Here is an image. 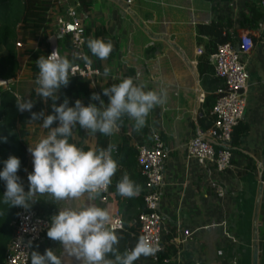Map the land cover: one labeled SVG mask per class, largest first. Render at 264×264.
Here are the masks:
<instances>
[{
    "label": "crops",
    "instance_id": "crops-1",
    "mask_svg": "<svg viewBox=\"0 0 264 264\" xmlns=\"http://www.w3.org/2000/svg\"><path fill=\"white\" fill-rule=\"evenodd\" d=\"M67 3L51 0L37 40L21 46L16 44L21 39L15 41L19 68L9 86L22 99L35 85L39 72L33 67L38 58H33V53L23 55L26 46L47 56L49 38L56 36L60 55L69 59V48L56 26V16ZM73 3L90 38L94 29L101 26L114 45L106 60L90 53L101 73L89 83L88 98L80 94L85 106H99V101L91 99L92 94L98 93L102 99L103 88L126 77H132L136 83L145 82L146 90L163 89L167 93L166 104L150 112L143 129L137 131L134 121L125 116V126L120 124L115 134L109 136L111 144L127 142L135 147L137 142H147L153 132H158L167 150L160 202L165 227L162 248L172 243L177 252L163 259L141 256L134 264H253L254 242L257 264H264V0H91L87 10L83 8L84 1ZM244 33L253 40V47L240 54L249 73L246 108L232 133L231 166L209 174L187 157L186 145L197 123H210L212 101L205 99L222 84V79L214 75L210 60L209 70L200 65L204 68L201 73L198 60L209 49L216 48L220 38L238 42ZM17 37L21 35L17 33ZM198 47L203 49L202 53H197ZM4 49L0 45V52ZM201 92L205 94L202 102ZM42 123H29L31 145L47 135L49 130L42 128ZM87 132L90 140H85V144L95 148V134ZM118 168L124 172L125 166ZM214 182L222 193L217 192ZM110 192L106 203L99 201L95 205L106 208L110 214L118 209L124 223L134 222L143 203L140 193L117 200ZM68 202V206H79L88 203V197L85 194L75 204ZM58 212L59 209L49 210L50 219ZM184 230L191 231V237L175 243L174 238H182ZM48 248L61 257L62 264H77L58 241L47 237L46 231L34 242L32 251L44 254Z\"/></svg>",
    "mask_w": 264,
    "mask_h": 264
},
{
    "label": "clouds",
    "instance_id": "clouds-1",
    "mask_svg": "<svg viewBox=\"0 0 264 264\" xmlns=\"http://www.w3.org/2000/svg\"><path fill=\"white\" fill-rule=\"evenodd\" d=\"M87 47L92 56L106 60L114 45L110 39L89 38ZM74 59L91 63L86 54H78ZM72 65L73 61L60 55L58 49L47 56L40 55L36 60L39 72L35 79L38 86L35 91L45 102L52 101L53 114L32 112L34 102L31 99L17 101L20 112H31L28 122L42 119L41 127L49 131L28 147L33 158V171L27 176V192L17 175L20 159L10 155L4 161L0 180L5 182V204L28 208L33 197L44 194L55 201H77L85 194L88 200L97 199L112 183L118 170V163L112 155L117 146L110 143L106 148L84 150L69 142L73 129L79 125L90 133L111 136L127 116L134 121L135 129L140 131L146 126L150 112L167 102L165 90H146L145 82L136 83L132 77H126L103 88V94L108 97L107 103L100 98V94L93 93L91 99L99 101V106L95 103L85 106L78 99L70 107L67 98L57 106L59 89L68 86L70 77L75 75H70ZM104 71L107 75L109 69ZM56 122L58 126L52 127ZM0 139L7 142L6 137ZM116 190L120 196L132 198L142 189L125 173L117 181ZM111 220L112 216L106 208L88 203L79 206L70 204L59 208L58 214L52 216L47 237L58 241L77 264H134L141 256L155 255L159 250L148 237L141 235L133 248L121 253L118 249L120 237L113 230ZM27 246L31 247V242ZM30 259L31 264H62L61 257L51 248L46 249L44 254L32 251Z\"/></svg>",
    "mask_w": 264,
    "mask_h": 264
},
{
    "label": "built area",
    "instance_id": "built-area-1",
    "mask_svg": "<svg viewBox=\"0 0 264 264\" xmlns=\"http://www.w3.org/2000/svg\"><path fill=\"white\" fill-rule=\"evenodd\" d=\"M75 0H58L59 4L68 2L63 11L56 16L57 32L61 36H68L71 47L69 48V60L73 61L70 78H81L94 82L100 69L93 63L90 51L87 47L89 34L85 25L77 15ZM131 2V0H127ZM21 46L22 43L17 41ZM253 47V40L249 34H241L238 42L224 41L216 46V50L209 55L213 65L214 75L222 79L215 92L217 98L213 103L209 114L210 123L203 126L195 125L194 133L186 145V155L193 158L198 165L209 174L223 172L231 166L232 151L231 139L234 127L243 117L247 103L248 70L241 60V53L248 52ZM197 53H202L201 47ZM78 54H86L91 63L74 59ZM12 78H0V86L7 87L17 97L18 95L9 86ZM204 92L199 95V100L204 101ZM138 169L144 177L142 192V207L135 221L138 223L137 237L144 235L150 239L158 251L152 257H156L162 248V240L165 232L163 216L160 212L162 186L165 175V160L167 150L158 132L151 134L147 142H137ZM113 155V153H112ZM217 192L222 193L221 187L214 182ZM111 195L110 185L104 190L98 201L106 203ZM111 225L113 230L124 227L123 217L118 209L111 213ZM51 223L50 217L37 208L19 207L16 218L13 221V235L5 250L4 264H30V253L35 241L39 240L48 230ZM182 238H174L175 243L186 241L191 237V231L184 230ZM31 242V247L27 245Z\"/></svg>",
    "mask_w": 264,
    "mask_h": 264
},
{
    "label": "trees",
    "instance_id": "trees-1",
    "mask_svg": "<svg viewBox=\"0 0 264 264\" xmlns=\"http://www.w3.org/2000/svg\"><path fill=\"white\" fill-rule=\"evenodd\" d=\"M84 1L83 8L88 9V5L91 0ZM51 5V0H0V45H4L5 49L0 52V77L3 79L15 78L19 68L17 61V53L14 48L16 39L22 44L32 40L35 41L39 38L42 29L45 26L46 13ZM214 24H212L213 26ZM203 29V27H202ZM87 32V29H86ZM17 33L21 35L17 37ZM107 31L104 27L98 26L93 31L92 38H103L105 41ZM65 43L68 48L71 47L68 36H65ZM228 38H220V42L227 41ZM230 41V40H228ZM219 42V43H220ZM216 48L209 49L203 54L199 60V71L202 73L204 70L201 64L206 65V69H210L207 64L209 63V55L213 53ZM90 51V50H89ZM23 55L32 54L33 58H39L41 55L40 50H34L32 46H26L22 51ZM91 53V52H90ZM97 58V57H96ZM98 59V58H97ZM34 69H37L33 65ZM39 70V69H37ZM38 86L35 84L31 87L27 99H31L34 102L32 112L39 113L44 111L46 115L53 114L52 101L49 99L45 102L40 96L36 94L35 89ZM217 88V87H216ZM215 89L206 97V101L209 99L212 101V105L217 98ZM13 90V88H12ZM83 93L86 98L89 96V81L81 78H70L68 86H62L57 95L59 99L56 101L57 106L67 98L69 106H74L76 100L80 99V94ZM102 99L105 103L108 102V97L102 92ZM212 107V106H211ZM31 119V112H20L17 108V97L15 94L6 88L0 87V137H6L7 142L0 139V171L4 168V161L8 157L15 156L20 159L21 166L17 175L22 178L33 171V168L29 167V152L28 147L31 145L30 141V128L29 120ZM43 121L42 119H40ZM125 120L122 119L121 126H125ZM58 126V122L54 123L52 127ZM207 126V125H205ZM75 134L76 137H73ZM73 134L69 139L70 143L76 144L78 147L88 150L90 149L85 144L86 138H88V132L77 125L73 129ZM95 134V148H106L110 144L109 136H105L100 133ZM113 158L117 161L118 167L122 164L125 166L124 172L118 168L116 174L112 178L110 184V190L114 193L117 200H120L122 196L117 193L116 183L127 173L130 178H134L135 182L141 186L140 200L142 201V192L144 185V177L140 173L137 164V150L134 146L127 145V142H123L116 145ZM123 173V174H122ZM140 181L142 184H140ZM5 192V182L0 180V264H4L5 250L8 242L13 235V221L16 218L18 207L10 206L3 202V194ZM50 206V205H49ZM50 210H57L55 205L50 206ZM41 211V210H40ZM42 213H46V210H42ZM137 218V216H136ZM116 234L120 237L118 249L121 253L125 250L133 248L138 240V223L134 221L130 224L124 223L122 229H115ZM177 252V248L172 244H167L164 248L157 253L158 259L169 258L174 256ZM112 258V257H109ZM136 262V261H135ZM134 262V263H135Z\"/></svg>",
    "mask_w": 264,
    "mask_h": 264
},
{
    "label": "rangeland",
    "instance_id": "rangeland-1",
    "mask_svg": "<svg viewBox=\"0 0 264 264\" xmlns=\"http://www.w3.org/2000/svg\"><path fill=\"white\" fill-rule=\"evenodd\" d=\"M89 34V33H88ZM89 38H90V35H89ZM61 39H65V36L61 37ZM34 84V83H33ZM33 84L31 86H33ZM30 91V90H29ZM28 91V93H29ZM16 93V91H15ZM27 93V94H28ZM17 97V96H16ZM24 99H27L24 98ZM22 99V97H17V101L18 100H24ZM36 138V136H35ZM38 140L35 139V142ZM87 141H89L90 139L89 138H86ZM34 142V143H35ZM29 157H30V160H29V167L30 168H33V158L31 156V154L29 153ZM27 176L28 175H25L24 177L21 178V182L23 184V187H24V190L27 192L28 189H29V182H28V179H27ZM77 201H74V204L76 203ZM32 203L30 206H33L35 208H37L39 211L41 210H46V214L49 216V210H50V206H53V204H56V208L59 209V208H62V207H65V206H68L69 202L68 201H55L53 199V197H51L50 195L48 194H44V195H36L35 197H33V200L30 202ZM88 203L90 204H97L99 203V201L97 199L95 200H88ZM50 205V206H49ZM98 205V204H97ZM19 208V207H18Z\"/></svg>",
    "mask_w": 264,
    "mask_h": 264
},
{
    "label": "water",
    "instance_id": "water-1",
    "mask_svg": "<svg viewBox=\"0 0 264 264\" xmlns=\"http://www.w3.org/2000/svg\"><path fill=\"white\" fill-rule=\"evenodd\" d=\"M56 36H51L49 38L50 41V54L54 49H57V44H56ZM253 264H257V250H256V242H254V250H253Z\"/></svg>",
    "mask_w": 264,
    "mask_h": 264
}]
</instances>
